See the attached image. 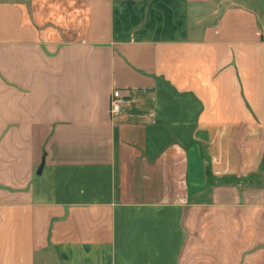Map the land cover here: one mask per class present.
Masks as SVG:
<instances>
[{
	"label": "crops",
	"instance_id": "obj_1",
	"mask_svg": "<svg viewBox=\"0 0 264 264\" xmlns=\"http://www.w3.org/2000/svg\"><path fill=\"white\" fill-rule=\"evenodd\" d=\"M0 264H264V0H0Z\"/></svg>",
	"mask_w": 264,
	"mask_h": 264
},
{
	"label": "built area",
	"instance_id": "obj_2",
	"mask_svg": "<svg viewBox=\"0 0 264 264\" xmlns=\"http://www.w3.org/2000/svg\"><path fill=\"white\" fill-rule=\"evenodd\" d=\"M130 94L127 90L117 89L113 92L111 98V114L113 117H117L122 114L124 108L130 102Z\"/></svg>",
	"mask_w": 264,
	"mask_h": 264
},
{
	"label": "trees",
	"instance_id": "obj_3",
	"mask_svg": "<svg viewBox=\"0 0 264 264\" xmlns=\"http://www.w3.org/2000/svg\"><path fill=\"white\" fill-rule=\"evenodd\" d=\"M207 176H208V180H210L211 179V174H210L209 169H208V172H207Z\"/></svg>",
	"mask_w": 264,
	"mask_h": 264
},
{
	"label": "rangeland",
	"instance_id": "obj_4",
	"mask_svg": "<svg viewBox=\"0 0 264 264\" xmlns=\"http://www.w3.org/2000/svg\"><path fill=\"white\" fill-rule=\"evenodd\" d=\"M111 108V107H110ZM208 195V193L206 194V196Z\"/></svg>",
	"mask_w": 264,
	"mask_h": 264
}]
</instances>
